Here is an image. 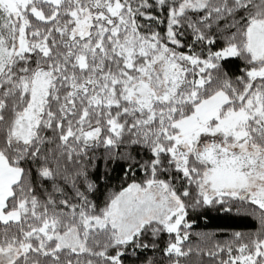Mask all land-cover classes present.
Instances as JSON below:
<instances>
[{
	"label": "snow or ice",
	"instance_id": "snow-or-ice-1",
	"mask_svg": "<svg viewBox=\"0 0 264 264\" xmlns=\"http://www.w3.org/2000/svg\"><path fill=\"white\" fill-rule=\"evenodd\" d=\"M0 264H264V0H0Z\"/></svg>",
	"mask_w": 264,
	"mask_h": 264
},
{
	"label": "trees",
	"instance_id": "trees-1",
	"mask_svg": "<svg viewBox=\"0 0 264 264\" xmlns=\"http://www.w3.org/2000/svg\"><path fill=\"white\" fill-rule=\"evenodd\" d=\"M220 223H222L221 221H216V220H213V221H211V224H210V226H216L217 224H220Z\"/></svg>",
	"mask_w": 264,
	"mask_h": 264
}]
</instances>
